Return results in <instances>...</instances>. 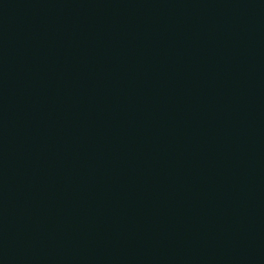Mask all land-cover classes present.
I'll return each instance as SVG.
<instances>
[{
	"label": "water",
	"instance_id": "obj_1",
	"mask_svg": "<svg viewBox=\"0 0 264 264\" xmlns=\"http://www.w3.org/2000/svg\"><path fill=\"white\" fill-rule=\"evenodd\" d=\"M0 264H264V0H0Z\"/></svg>",
	"mask_w": 264,
	"mask_h": 264
}]
</instances>
